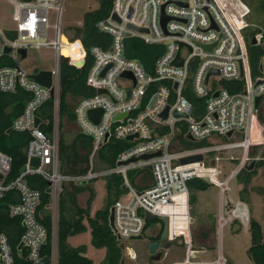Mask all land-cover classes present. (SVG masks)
Masks as SVG:
<instances>
[{"label":"built area","instance_id":"1","mask_svg":"<svg viewBox=\"0 0 264 264\" xmlns=\"http://www.w3.org/2000/svg\"><path fill=\"white\" fill-rule=\"evenodd\" d=\"M11 1L18 6L13 28L17 35L10 39L0 26V90L21 88L29 93L21 113L11 122V128L27 131L29 139L25 169L15 177L9 178L11 156L0 150V200L11 195L6 215L18 217L22 224V230L14 233L15 244L0 229V264H37L48 255L42 252L47 228L38 216L41 191L25 178L33 172L49 181V203L53 210H57L58 194L64 183L119 174L124 191L111 205L115 228L112 231L117 239L142 233L147 223L145 212L149 211L157 217H167L168 240L179 239L184 243V256L168 264H227L221 253L214 260L190 258L195 241L190 226L188 180L207 178L223 193L228 180L258 158L251 155L252 149L264 146V52L258 53L254 65L248 50V42L254 35L258 37L256 45L264 47V27L251 26L244 19L250 11L247 0H240V8L236 7V0H112L108 15L96 22L99 30L109 34L108 43L90 48L86 83L93 91L80 97L73 107L78 130L91 141L87 169L82 172L59 171L54 118L50 134L39 123L35 124L36 117L39 122L42 120L40 108L49 98L52 110H57L60 56H67L70 63L74 61L60 52L63 0ZM113 12L118 19L111 16ZM162 16L167 18L164 26ZM49 26L53 27L52 40L47 38ZM248 26L256 29L253 35L247 34ZM128 36L158 47L149 67L125 54ZM75 41L83 47L84 64L86 50L79 38L69 39ZM6 46L10 47L8 52L4 51ZM41 46L56 49L52 92L18 62L21 58L18 48L24 47L27 54L28 48ZM177 56L181 64L174 63ZM210 69L215 71L209 72ZM123 71L131 75H122ZM166 105L167 115L163 117L161 112ZM96 107L102 108V112L93 121L88 110ZM129 135L132 137L127 138ZM110 138L127 144L117 152L113 165L99 167L97 152ZM233 150L238 154H224ZM156 151L160 153L118 163ZM197 153L202 154L201 159L181 162L182 157ZM31 157L39 158L37 166L30 163ZM225 157L236 160L237 165L221 179L216 161ZM212 158L214 165L210 164ZM131 168L136 171L128 177ZM141 168L148 169L146 177ZM179 210L183 213L176 221ZM219 214L218 224L222 227L227 220L222 210ZM52 222L54 227L53 219ZM52 231L46 264H56ZM20 242L22 246L18 248ZM127 253L131 258L136 256L130 247Z\"/></svg>","mask_w":264,"mask_h":264},{"label":"trees","instance_id":"2","mask_svg":"<svg viewBox=\"0 0 264 264\" xmlns=\"http://www.w3.org/2000/svg\"><path fill=\"white\" fill-rule=\"evenodd\" d=\"M112 0H98L96 7L85 10L83 12L80 24L71 25L66 31L68 39L73 40L79 38L86 50L85 63L81 66H76L69 62L68 57L61 55L59 58V94H58V128L62 126L64 117L69 120H74L73 107L75 103L68 99L69 95L78 96L79 98L92 93V89L86 83V70L90 61V48L92 45L100 44L105 46L109 40V34L101 31L96 26L99 19L105 18L111 10ZM249 9L251 13L258 17L259 22L264 27V0H250ZM252 16V14H251ZM251 16H249L251 18ZM256 17V18H257ZM255 28L247 29L248 35H253ZM79 42V41H78ZM81 45V44H80ZM82 47V46H81ZM156 45L144 43L142 40L128 36L126 38V52L130 57L137 58L146 68L150 66L154 58ZM248 50L252 64L256 65L258 53L264 52V47L248 42ZM83 50L77 54L69 53L72 60L82 59ZM6 58V57H5ZM29 98V93L21 88L14 91L0 90V150L8 153L11 156V168L9 178L19 174L21 166L26 161L25 148L29 139L27 131H18L11 128L13 118L19 115L24 107L25 102ZM78 98V99H79ZM77 99V100H78ZM194 101L196 97L192 98ZM76 100V101H77ZM52 99L49 98L40 108L42 120L39 126L47 133L53 130V115H52ZM264 119V116H262ZM76 124V123H75ZM77 127V125H76ZM78 129V128H77ZM189 144L192 142H188ZM124 140L108 139L97 152V166L106 167L115 163L117 152L126 145ZM194 144V142H193ZM199 144V143H197ZM255 146L252 151V156H258L254 166L251 169L246 167L241 168L238 174L245 184L241 188L240 199L244 197L243 193L247 190L249 180L257 172V168L264 166V146L257 148ZM91 149L90 138L81 133L79 130L72 138H67L65 131H59L58 134V159L63 165L64 171L67 172H82L87 169L88 157ZM28 183L38 188L41 191V204L38 211L42 210L49 202L50 194L47 192V179L40 173H27L25 175ZM105 178V195L103 205L95 210L93 215H90L91 202L95 197V190L92 182H69V185L62 186L57 199V215L55 226L53 227L52 216L50 213L38 215L39 219L47 228L46 241L42 247L44 254L51 252V240L53 236L56 242V264H92V258L85 254L86 245H72L68 241V237L80 233L86 229L83 219L86 218L91 232V243L96 247H104V256L99 264H122L123 259L122 248L120 247L119 239L111 230L108 224L109 208L114 200L124 191L121 187L122 178L119 174H110ZM95 180V179H94ZM93 180V181H94ZM208 182L200 177H193L188 180V186L191 190L204 189ZM86 191V206H83L78 201L77 195ZM11 195L5 196L0 200V229L10 235L13 244L16 243V231L22 230V224L18 217H9L6 215V203ZM194 191L191 193V201H194ZM147 223L145 224V227ZM250 231V246L247 249L249 257L254 264H264V233L260 222L253 218H249ZM161 231L156 235H151L150 240L158 239ZM204 237L208 236L207 232L203 231ZM124 264V262H123Z\"/></svg>","mask_w":264,"mask_h":264},{"label":"rangeland","instance_id":"3","mask_svg":"<svg viewBox=\"0 0 264 264\" xmlns=\"http://www.w3.org/2000/svg\"><path fill=\"white\" fill-rule=\"evenodd\" d=\"M250 0H247L249 3ZM245 3V2H244ZM98 0H63L61 12V29L60 40L62 45V54H69L70 46L72 44H80L78 41L69 42L65 36L69 26L80 24L85 10L96 7ZM236 7L242 6V1L236 0ZM249 6V5H248ZM18 11V6L11 0H0V26L2 28H14L16 26L15 16ZM252 14V16H251ZM251 16V18L249 17ZM249 11L244 19L252 25L260 24L258 17ZM53 20H51L52 22ZM248 26L247 29H251ZM53 27L48 28V39L52 40L54 37ZM262 46V44H260ZM83 50V47H81ZM56 49L52 46L32 47L27 49V54L23 58H19L18 62L27 70L28 73L34 71L36 68L55 69L56 66ZM59 83V79H58ZM57 94H59V84L57 87ZM78 96L69 95L70 101L76 102ZM54 118L55 133L58 138L59 131H65L67 138H72L76 135L78 129L73 120L64 117L62 126L58 128V105L57 110H52ZM258 148H256L257 150ZM260 149V148H259ZM259 150H257V154ZM224 154H238L235 150L224 151ZM237 165L236 160L228 159V157L221 158L216 161V167L221 170L219 178H224L231 169ZM144 177L148 174L147 168H141ZM90 180L92 182L96 196L93 201L92 213L94 210L103 205L105 195V178L100 176ZM135 179L133 178L132 181ZM240 174H235L228 180L227 189L221 193L220 189L214 183L208 182L204 189H190L191 193L195 194L194 201L189 200V213L194 217V221L190 219L191 230L194 237L195 244L204 242L202 232L208 234V243L214 244L213 247H206L202 250H193L190 258L193 260H214L219 251L229 260L228 264H254L249 257L247 249L250 246V231L249 218L257 219L264 233V166L257 168L256 174L249 180L247 190L243 193L248 202L240 199L241 188L245 184ZM69 185L70 183H66ZM64 186V184L62 185ZM86 198V197H85ZM84 198V199H85ZM245 200V199H243ZM55 209V208H54ZM220 210L223 211L226 218V224L222 227L218 224V217ZM52 214L56 216L57 210L50 209ZM183 211H176V221H179L180 215ZM211 214V216H210ZM234 216V217H233ZM236 216V217H235ZM230 220V223H229ZM157 222L151 219L147 222V226L143 230L142 238H126L120 240L127 248H132L136 256L131 258L126 249H122L124 264H168L174 260L181 259L184 256V246L182 240H172L171 245L166 249V253L160 260H152L149 253L148 243L151 235L156 233ZM72 245L87 244L86 255L93 259L92 264H99V261L104 255V248L96 247L91 243V233L88 228L85 232L77 234L68 238ZM167 238H159L158 250L164 252V246ZM178 241V242H177ZM132 252V251H131Z\"/></svg>","mask_w":264,"mask_h":264},{"label":"water","instance_id":"4","mask_svg":"<svg viewBox=\"0 0 264 264\" xmlns=\"http://www.w3.org/2000/svg\"><path fill=\"white\" fill-rule=\"evenodd\" d=\"M111 16L114 17V18H117L116 14L114 12L112 13ZM166 19L167 18L165 16H162L161 22H162L163 26L165 24ZM3 30H4L5 34L7 35V37H9L10 39H14L16 37V35H17L16 30L13 29V28H4ZM257 43H258V37L255 36V35L252 36L250 38V44H257ZM263 45H264V43H263ZM9 50H10L9 46H6L4 48L5 52H8ZM17 51L20 53L21 58L26 56V49L24 47L18 48ZM71 63L76 65V66H81L83 64V59L74 60V61H71ZM174 63L175 64H181L182 63L181 58H179L177 56L175 58V60H174ZM212 71H215V70L214 69H210L209 72H212ZM29 75L31 77H33L40 84H42V85H44L46 87H50L51 92H52V90H53L52 87H51L52 79H53V70L52 69L36 68L34 71L30 72ZM122 75H131V73L129 71H123ZM206 79H207V77H206ZM98 91H101V89H98ZM216 93L217 92H215V94ZM258 98L259 97L257 96L255 103H257ZM167 110H168V105H166L165 108L161 112V115L163 117H165L167 115ZM101 112H102V108H100V107L91 108V109L88 110V115L93 121H97V119L100 116ZM175 114L179 115L180 113L175 111ZM38 123H39V117H36L35 118V124L38 125ZM230 133H231V131H228L227 135H229ZM131 137H132V135H129L127 138H131ZM186 137L192 138V136L190 134H186ZM159 153H160L159 151H156L155 153H145V154H142L141 156H138V157H130L129 159H127L125 161H118V163H126L128 161L135 160L137 158H146V157L152 156L154 154H159ZM201 158H202V154L197 153V154H192V155H188V156L182 157L181 158V162L196 161V160H199ZM30 163L32 165H34V166H37L39 164V158L38 157H31ZM254 163H255V160H251V162L249 164H247L245 167L247 169H251L254 166ZM210 164L211 165L215 164V160L213 158L210 160ZM24 169H25V165L23 164L21 166V168H20V171H23ZM62 169H63V165L60 162L59 171H62ZM135 171H136V168L129 169L127 171L128 177H131L132 174ZM205 180H207V178H205ZM48 184H49V181H48ZM124 186H125V184L122 183L121 187L124 188ZM46 190H47V192H49L50 191V187L48 186L46 188ZM210 216H211V214H210ZM156 218H159V219H161L164 222V226H163L160 238L161 239H165L166 236H167V231H168L167 217L166 216H158L157 217L154 213H151L149 211L145 212V217H144L145 222H148L149 220L156 219ZM190 219L193 220L194 218L191 217ZM108 224H109L111 230H115L114 225H113V206H110V208H109ZM130 238H142V234L140 233V234H137V235H133V236H130ZM169 244H170V242L167 240L165 242V246H169ZM119 245H120L121 248L124 247V243L123 242H120ZM21 246H22V242L19 243L18 248H20ZM158 246H159V240H156V239H152L148 243L149 253L151 255L150 257H151L152 260H155V261L159 260L160 257H161V254H162L161 250H158ZM48 261H49V256L48 255H44L37 264H46ZM121 263L123 264V259L121 260ZM154 264H156V263H154Z\"/></svg>","mask_w":264,"mask_h":264},{"label":"crops","instance_id":"5","mask_svg":"<svg viewBox=\"0 0 264 264\" xmlns=\"http://www.w3.org/2000/svg\"><path fill=\"white\" fill-rule=\"evenodd\" d=\"M40 68V67H39ZM67 183V182H66ZM66 183H64V185H67ZM95 189V188H94ZM95 196H96V191H95ZM88 197V193H86V191H82V192H80L78 195H77V198H78V201L80 202V204H82L83 206H86V198ZM85 198V199H84ZM94 199H95V197H94ZM94 199L92 200V202H91V206H90V211H89V213H90V215H93L94 214V212H95V210L96 209H98V208H96L95 210H94V212L92 213V205H93V201H94ZM242 201H244V202H246L245 200H242ZM101 207V206H100ZM50 209H51V206H50V203L48 202L45 206H44V208L42 209V210H39V215H43V214H46L47 212L48 213H50L51 214V216H52V219L54 220V221H56V216L54 217L53 216V214H52V212L50 211ZM223 212V211H222ZM55 215H57V213L55 214ZM234 217V216H233ZM236 217V216H235ZM194 218V217H193ZM195 219H193V221H194ZM83 222H84V224H86V229L84 230V231H82V232H80V233H83V232H85L88 228L90 229V227H89V225H88V221H87V219L86 218H84L83 219ZM227 223V222H226ZM225 223V224H226ZM229 223H230V220H229ZM80 233H77V234H80ZM91 233V232H90ZM77 234H75V235H77ZM75 235H71V236H69V237H72V236H75ZM154 235V234H153ZM68 237V238H69ZM208 236H206V237H203V239H205V240H203L204 242H202L201 244L199 243V244H195V250H202V249H204L205 248V246L207 247H213L214 246V244L211 242L210 244L208 243ZM168 240V239H167ZM69 241V240H68ZM120 241V240H119ZM169 242H170V244H169V246L171 245V241L172 240H168ZM121 242V241H120ZM178 242V241H177ZM70 243V242H69ZM71 244V243H70ZM79 244H81V243H79ZM120 244V243H119ZM78 245V244H77ZM86 245V251L88 250L87 249V244H85ZM169 246H164V252H162V254H161V257H160V259L164 256L163 254H165L166 253V249H168L169 248ZM99 248H104V247H99ZM122 249H128L125 245H124V247L122 248ZM131 250H133L132 248H131ZM86 251H85V254H86ZM104 252H105V248H104ZM219 253H221L222 254V252H221V250L219 251ZM218 253V254H219ZM104 256V255H103ZM226 257V256H225ZM159 259V260H160ZM227 259V258H226ZM178 260V259H177ZM175 261V260H174ZM100 262V261H99ZM228 262H229V260L227 259V264H228ZM92 263H93V259H92ZM230 263V262H229Z\"/></svg>","mask_w":264,"mask_h":264},{"label":"bare ground","instance_id":"6","mask_svg":"<svg viewBox=\"0 0 264 264\" xmlns=\"http://www.w3.org/2000/svg\"><path fill=\"white\" fill-rule=\"evenodd\" d=\"M59 39H60V36H59ZM60 42H61V40H60ZM70 51L73 54L79 53L81 51V45L80 44H72L70 46ZM60 52L62 53V45H60Z\"/></svg>","mask_w":264,"mask_h":264},{"label":"flooded vegetation","instance_id":"7","mask_svg":"<svg viewBox=\"0 0 264 264\" xmlns=\"http://www.w3.org/2000/svg\"><path fill=\"white\" fill-rule=\"evenodd\" d=\"M155 220L157 222V225H156V233H154V235L158 234L160 231L162 232V229H163V226H164V222L161 219L156 218ZM159 238L157 240H159Z\"/></svg>","mask_w":264,"mask_h":264}]
</instances>
